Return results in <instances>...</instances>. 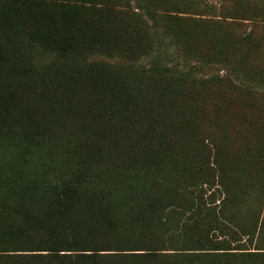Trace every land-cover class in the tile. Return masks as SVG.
<instances>
[{
	"label": "trees",
	"instance_id": "obj_1",
	"mask_svg": "<svg viewBox=\"0 0 264 264\" xmlns=\"http://www.w3.org/2000/svg\"><path fill=\"white\" fill-rule=\"evenodd\" d=\"M216 1L0 0V264H264V0Z\"/></svg>",
	"mask_w": 264,
	"mask_h": 264
},
{
	"label": "rangeland",
	"instance_id": "obj_2",
	"mask_svg": "<svg viewBox=\"0 0 264 264\" xmlns=\"http://www.w3.org/2000/svg\"><path fill=\"white\" fill-rule=\"evenodd\" d=\"M210 1H215V2H217L216 0H209V2ZM186 16H189V10H188V12L185 14ZM249 29H251L250 27H249Z\"/></svg>",
	"mask_w": 264,
	"mask_h": 264
}]
</instances>
